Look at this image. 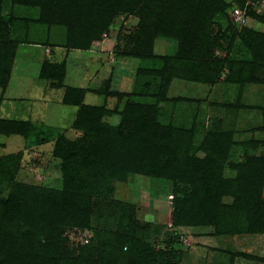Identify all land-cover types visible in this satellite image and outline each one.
Listing matches in <instances>:
<instances>
[{
	"label": "trees",
	"instance_id": "16d2710c",
	"mask_svg": "<svg viewBox=\"0 0 264 264\" xmlns=\"http://www.w3.org/2000/svg\"><path fill=\"white\" fill-rule=\"evenodd\" d=\"M11 2L15 7L37 8L36 22L41 25L64 27L67 50H89L92 43L99 42L98 49L108 51L117 40L107 36L113 18L121 13L139 17L135 35H124L127 50L121 57L151 59L154 58L152 48L156 38L175 42L172 55L158 58L162 62L159 69L137 71L138 78H160L155 96L157 102L165 101V92L173 78L211 85L218 81L226 67L232 72L231 69L238 66L237 72L243 77L244 71L251 69L250 73H255L264 62V32L240 28L239 23L229 18L232 10L238 8L243 12V19L250 16L264 23V14L257 16L252 10L254 0ZM220 19H226L227 26L233 29L232 39L242 40L243 46L250 51V60L240 62L215 57L218 36L211 38L210 31ZM13 22L12 16L2 14L0 6L2 89L9 82L17 49L10 38ZM118 39H121L120 34ZM59 70H64V66L43 63L39 77L59 81ZM250 79L258 81L254 77ZM227 80L231 81V78H225ZM134 85L132 96H149L148 84L141 88H138L139 84ZM84 94L80 89L67 88L64 103L80 107V117L75 125L92 132L96 144L84 157L78 153L68 156L62 149L57 150V155L62 153L63 156L60 190L15 183L7 197L0 194V264H160L152 251L138 247L142 243L131 220L109 243L99 234L96 244L73 250L74 256L64 251L63 229L90 227V197L101 190L100 176L124 179L128 173H139L167 181L175 227L211 226L219 235H264V150L261 155L248 156L242 163L228 164L236 174L226 178L223 172L235 145L231 132H207L201 144L195 145L194 127L178 129L159 125L156 122L157 103L144 105L131 101L126 102L118 113L121 117L119 126L103 125L101 115L109 112L82 106ZM109 95L123 97L117 92H109ZM123 127L131 130L130 135L121 136L119 130ZM26 131L27 123L0 119V136H23ZM256 144L257 147L260 145L259 142ZM5 164L7 168L2 167ZM9 164L0 161V183L9 181L13 174V165ZM227 199L230 202H225Z\"/></svg>",
	"mask_w": 264,
	"mask_h": 264
},
{
	"label": "rangeland",
	"instance_id": "374dc122",
	"mask_svg": "<svg viewBox=\"0 0 264 264\" xmlns=\"http://www.w3.org/2000/svg\"><path fill=\"white\" fill-rule=\"evenodd\" d=\"M0 6L3 15L14 19L10 30L11 41L17 46L18 43L25 44L21 50L23 59H28L31 54V47L27 46L30 43L41 45V50L49 53V57L40 58L41 64H36L39 68L33 70L35 86L38 87H34L33 96L16 97L7 93L17 53L9 82L5 89L0 87V119L27 123L26 135L0 136V161L13 165L10 180L0 183L3 198L9 195L15 183L60 190L63 156L61 152V155H57V152L62 149L68 156L78 153L84 157L96 144L92 132L76 127L80 107L64 103L67 88L85 92L82 106L101 108L110 113L101 115L103 125L119 126L121 117L118 113L126 102L131 101L144 105L157 103L156 122L159 125L178 129L194 127L195 145L201 144L207 132H231L235 145L229 152L223 172L226 178H233L236 174L228 164L242 163L248 156L263 153L264 62L255 69V73H250L251 69L244 71L243 77L237 72L238 66L235 65L232 72L226 67L218 81L211 85L173 78L165 92V101L157 102L155 96L160 78H138L137 71L159 69L162 62L158 58L172 55L175 42L163 37L156 38L152 48L154 58L151 59L121 57L127 50L124 35H135L139 17L121 13L113 18L112 29L107 36L117 40L116 45L108 51L99 50V42L92 43L89 50H67L66 29L37 23V8L23 7L21 9L27 10V13L24 10L19 12L20 8L13 6L11 0H1ZM252 10L257 16L264 14L262 6L254 4ZM239 24L240 28L264 32V23L255 17L242 19ZM53 31H56L57 44L50 43L46 48L50 42L46 36ZM119 34L121 39H118ZM233 34L226 19L215 21L210 31L211 38L218 36L215 57L240 62L250 60V51L243 46L240 38L232 39ZM31 55L36 58L34 53ZM22 56L20 54L18 59ZM47 62L56 67L64 66V70L58 71L61 81L39 77L43 63ZM229 77L231 81H225ZM253 77L258 81L252 82L250 78ZM134 84H139L138 88L148 84L149 96H132ZM109 92H117L123 97L111 96ZM119 132L126 137L131 130L123 127ZM256 142L260 143L258 147ZM76 161H79L78 157ZM2 167H6V164ZM98 180L101 190L90 197V227H67L62 231L67 255L74 256L73 250L96 244L98 241L95 239L99 234H102L100 237L104 242L109 243L114 234L131 220L133 230L142 243L138 247L144 246L146 251H152L160 264H264V235L228 236L216 234L211 226L175 227L172 224V198L167 181L139 173H128L124 179L100 176ZM262 197L264 199V189ZM227 200L225 202H230Z\"/></svg>",
	"mask_w": 264,
	"mask_h": 264
},
{
	"label": "crops",
	"instance_id": "0c3cea01",
	"mask_svg": "<svg viewBox=\"0 0 264 264\" xmlns=\"http://www.w3.org/2000/svg\"><path fill=\"white\" fill-rule=\"evenodd\" d=\"M16 7H18V6H16ZM19 8H20L19 12L24 10V9H21L23 7H19ZM16 9H18V8H15V10ZM24 11H25V13H27V10H24ZM31 19H35V17L31 18ZM55 33H56V31H53L51 34L46 36L49 39L48 41H50V42H48V46H45L46 48L49 47L50 43H53V42L56 43V39L57 38H56V34ZM23 43H18V46H17L16 61H15L14 66H13L12 78H11L10 84L8 86L7 93L11 94V95H14L16 97L22 96V97H26L27 98L29 96H33L34 95V87L38 88V87L35 86L36 82H35V79H34L35 75H33V73H34L33 70H35L36 67L39 68V66H36V64H38V63L41 64L40 58L49 57V53L48 52H43L41 50L43 48H40L41 45L36 44V43H33V44L30 43L27 46L31 47L30 53L31 54L34 53L36 58L33 55L30 54L28 59H23V56H22L23 54H22V51H21V50H23V47L25 46V44H23ZM49 50L46 49V51H49ZM45 53H48V54H45ZM20 54H21L22 58L18 59ZM57 54H59V52Z\"/></svg>",
	"mask_w": 264,
	"mask_h": 264
},
{
	"label": "built area",
	"instance_id": "2783aa9c",
	"mask_svg": "<svg viewBox=\"0 0 264 264\" xmlns=\"http://www.w3.org/2000/svg\"><path fill=\"white\" fill-rule=\"evenodd\" d=\"M255 6H262L264 8V0H254ZM230 20H232L235 23H240L243 19V12L236 8L232 10L229 16Z\"/></svg>",
	"mask_w": 264,
	"mask_h": 264
}]
</instances>
